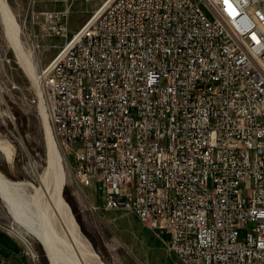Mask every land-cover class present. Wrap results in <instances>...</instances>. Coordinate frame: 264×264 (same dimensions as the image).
I'll return each mask as SVG.
<instances>
[{
  "label": "built area",
  "instance_id": "1",
  "mask_svg": "<svg viewBox=\"0 0 264 264\" xmlns=\"http://www.w3.org/2000/svg\"><path fill=\"white\" fill-rule=\"evenodd\" d=\"M37 80L105 209L181 264H264V0H105Z\"/></svg>",
  "mask_w": 264,
  "mask_h": 264
},
{
  "label": "rangeland",
  "instance_id": "2",
  "mask_svg": "<svg viewBox=\"0 0 264 264\" xmlns=\"http://www.w3.org/2000/svg\"><path fill=\"white\" fill-rule=\"evenodd\" d=\"M104 1L7 0L16 18L22 46L25 50H33L36 55L35 71L40 64L44 65L52 58L66 37L73 35ZM53 23L60 33L51 32ZM1 27L0 145L5 150L0 149V172L10 180L38 186L35 174H42L48 164L39 102L31 101L39 94V86L19 65ZM59 143L65 159L62 197L70 206L81 233L105 264H181L167 249L161 233L150 229L129 210L105 209L100 189L78 184L70 172L73 153L63 141L59 140ZM49 177L48 186L53 190L52 175ZM28 192H32V188ZM53 211H56L58 227L63 230L60 221L65 218H60L55 207ZM12 220L6 204L0 198V264H48L40 243L27 237L31 242L32 254L11 228Z\"/></svg>",
  "mask_w": 264,
  "mask_h": 264
},
{
  "label": "bare ground",
  "instance_id": "3",
  "mask_svg": "<svg viewBox=\"0 0 264 264\" xmlns=\"http://www.w3.org/2000/svg\"><path fill=\"white\" fill-rule=\"evenodd\" d=\"M246 14H248L247 6L237 8V16H246ZM0 24L11 43L19 65L34 82L37 81L38 85V69L35 71L37 68L36 55L33 50H25L22 46L16 18L7 0H0ZM39 108L45 129L48 162L42 174H35L39 185L16 182L0 172V198L6 204L13 219L11 228L17 232V236L32 254L34 253L31 242L27 237L37 240L45 252L48 264H105L81 233L70 206L62 197L61 190L65 183V159L61 154L59 139L54 132L47 107L41 99ZM0 149L5 150V147L0 145ZM6 153L9 160L8 149ZM29 163L35 171L33 162ZM50 174L53 180L51 181L53 190L48 186ZM29 188H32V192H28ZM54 207L60 218H65L64 221L60 219L63 230L58 227Z\"/></svg>",
  "mask_w": 264,
  "mask_h": 264
}]
</instances>
